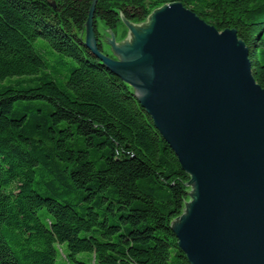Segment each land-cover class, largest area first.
Instances as JSON below:
<instances>
[{"label":"trees","instance_id":"obj_1","mask_svg":"<svg viewBox=\"0 0 264 264\" xmlns=\"http://www.w3.org/2000/svg\"><path fill=\"white\" fill-rule=\"evenodd\" d=\"M179 1L234 28L264 88V0H97L116 32ZM92 0H0V264H189V175L133 90L83 44Z\"/></svg>","mask_w":264,"mask_h":264},{"label":"water","instance_id":"obj_2","mask_svg":"<svg viewBox=\"0 0 264 264\" xmlns=\"http://www.w3.org/2000/svg\"><path fill=\"white\" fill-rule=\"evenodd\" d=\"M92 0L83 44L130 85L189 175L171 221L189 264H264V88L234 28L221 31L181 2L140 23L122 18L98 49Z\"/></svg>","mask_w":264,"mask_h":264},{"label":"rangeland","instance_id":"obj_3","mask_svg":"<svg viewBox=\"0 0 264 264\" xmlns=\"http://www.w3.org/2000/svg\"><path fill=\"white\" fill-rule=\"evenodd\" d=\"M98 29L100 30V32L102 34V39H104L105 36L108 35V33L106 32L107 28H105L101 23H99L98 24ZM117 29L118 30L115 32V34H116V38L118 40H121L124 37H126V35H127V29H126V27L124 25L119 26ZM103 45H104V48L107 51L109 50L110 52L113 53V51H111V49L109 47H107L104 43H103Z\"/></svg>","mask_w":264,"mask_h":264}]
</instances>
